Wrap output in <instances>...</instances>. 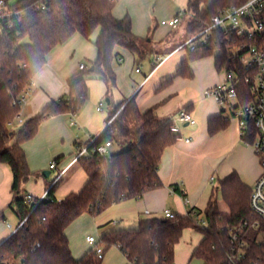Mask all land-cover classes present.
<instances>
[{
  "label": "trees",
  "instance_id": "trees-1",
  "mask_svg": "<svg viewBox=\"0 0 264 264\" xmlns=\"http://www.w3.org/2000/svg\"><path fill=\"white\" fill-rule=\"evenodd\" d=\"M118 1L18 0L8 8L6 2L0 17V163L12 169L14 197L10 206L24 223L0 243V264H102L95 249L75 258L66 232L69 225L86 212L96 216L115 203L138 199L162 185L158 174L161 158L166 148L177 142L179 134L172 131V118L159 117L155 106L141 110L136 96H132L116 104L108 98L113 108L91 147L111 142L126 148L112 155L92 151L91 156L80 157L77 161L87 174L80 191L58 199L54 192L59 179L52 181L47 197L39 200L33 195L28 199L30 193L23 188L33 176L24 143L37 134L42 122L60 113L77 114L88 99L90 76L104 80L109 94L117 86L114 62L121 59L117 49L128 50L141 59L150 52L144 47L148 37L134 32L131 15L115 16ZM246 1L189 0L181 21L189 17L187 34L191 37L201 33L221 10ZM97 29V56L90 67L69 79V93L53 100L20 128L10 125L21 111L22 94L45 66L48 54L74 34L90 39ZM212 34L207 44L187 49L176 73L157 90L171 85L176 77L193 78L192 64L205 57H214L218 72L234 70L243 77L248 73L241 58L231 56V50L241 44L252 46L254 40L226 33L221 27ZM240 87L251 91V83L245 79ZM223 114L209 119L210 134L228 125ZM252 191L253 186L234 171L214 187L204 210L194 207L185 215L143 217L135 228L106 231L100 242L107 249L119 247L129 264H174L177 243L185 229L194 228L203 238L193 256L202 258L204 264H264V218L251 207ZM219 194L229 207L228 212L219 205ZM5 218V212L0 210V221ZM199 219L206 224L198 223Z\"/></svg>",
  "mask_w": 264,
  "mask_h": 264
},
{
  "label": "crops",
  "instance_id": "crops-1",
  "mask_svg": "<svg viewBox=\"0 0 264 264\" xmlns=\"http://www.w3.org/2000/svg\"><path fill=\"white\" fill-rule=\"evenodd\" d=\"M188 1L119 0L114 8V14L116 17L121 18L129 13L133 20L134 32L138 36L148 35L152 28L156 11H158L157 15L161 21L170 19L180 10H185ZM179 25L175 29L168 26H166V29L165 27H158L157 31L162 29L159 36H157L159 41L164 40L169 34L176 32ZM1 31L0 26V33ZM87 47V40L81 34L76 33L64 44L56 46L48 54L45 66L35 76L29 88L27 101L22 104L20 117L23 119V123L29 118L41 114L53 100H58L69 93V79L79 73L78 70H81L80 65L84 64L79 63L78 65L75 62L74 55L78 52H84L87 50ZM179 47L176 50L170 51L163 58V61L157 63L155 68H153L155 62L152 61L149 75L140 83L137 79L132 78V68L129 78H126L127 87L124 89V95L126 98L136 96L141 110L144 111L155 106V112L159 117L173 118L182 108H187L197 120L194 125L177 121L176 124L180 128L178 140L175 144L166 148L158 170L162 185L147 191L138 199H125L111 206L115 207L122 204L124 209L121 211L122 215H137L139 217L138 223L143 215H147L148 217L164 216L166 209L183 215L187 214L194 207L204 210L209 203L214 187L230 173L234 171L238 172L241 179L250 186H254L262 173L260 159L255 153L254 148L247 145L241 138L236 118L230 119L229 116L223 114L229 120L228 125L215 134H210L209 132V119L223 113L217 101L205 95L206 89L224 79V76L215 67L214 57H210L209 59L206 67L207 73L200 74L201 67L196 68L195 63H193V78L176 77L171 85L157 90L166 78L176 73L181 64V62L179 64V61H182L187 56L186 54L184 57L181 56L180 60L175 59L176 55L182 52L183 48ZM117 52L120 53L121 59L115 60V67L118 64H122L128 56V50L120 48L117 49ZM162 55L164 54L160 53L158 57L160 58ZM93 57V59H90L91 62L96 58L95 55ZM191 84L200 85L196 93L188 92V86ZM107 91L108 88L106 95H108ZM99 107L101 106H98L97 110L103 111V108L99 109ZM71 115L72 117L75 116L74 120L76 121L75 125L71 123L72 127H69L70 113H60L46 118L42 122L37 134L24 143L30 164L35 163L36 156L41 154L43 158L46 157L48 162L52 161L53 158L55 159L54 161L57 164L55 169H57L58 173L65 171L59 178L60 181L54 192L58 199L64 198L71 192L80 191L87 182V174L80 166L63 182L64 176L75 165L79 164L78 161H75L76 150L71 160L67 161L63 166V158L58 162L56 161L58 157H63V154H59V150L49 143L50 139L53 138L54 134H66L65 132H68L67 137L75 146L78 142L85 143L90 136H97L104 130L108 118L104 120L103 124L98 125L93 135L90 134L87 140L84 141L73 129L76 126H79V129L81 128L76 114ZM17 122L16 120L12 126L20 128L21 123ZM49 171L51 175L52 170L50 169ZM212 176H214L213 181L210 180ZM51 183L52 181L48 184L47 180L40 179V177L35 181L30 178L23 185V188L34 197L40 198L49 190ZM12 186L13 172L11 167L6 163H0V210L5 212L6 217L5 220L0 221V243L13 234L21 224L20 219L10 206L14 197ZM175 187L178 189L176 190ZM122 221L123 219L110 220L103 228V232L105 233L118 227L122 228ZM138 223L136 222L133 226H136ZM68 229L69 227L66 232L69 237ZM202 238L203 235L200 232V238H198L196 243L188 245L184 250H178L180 242L177 243L174 264H189L194 258L193 252ZM87 242L90 248L76 255L73 253L75 258L79 259L83 257L92 249L91 246L94 244L88 240ZM105 254L103 259L105 258ZM122 254L125 256L123 252ZM125 258L127 259L126 256Z\"/></svg>",
  "mask_w": 264,
  "mask_h": 264
},
{
  "label": "rangeland",
  "instance_id": "rangeland-1",
  "mask_svg": "<svg viewBox=\"0 0 264 264\" xmlns=\"http://www.w3.org/2000/svg\"><path fill=\"white\" fill-rule=\"evenodd\" d=\"M17 1L18 0H8L7 8L9 6L14 7ZM157 13L158 11H156V15H154L155 18L152 24V28L150 29V33L148 35L141 36L142 38L148 37L146 46L144 47L150 50V52L145 58H142V59L136 57L135 55H132L131 53H129V51L127 52L128 53L127 58L123 61L122 64H118L115 67L116 71L117 72L119 71V73L117 74V86L108 95H106V90L108 87L104 80L94 77V76H90L88 78L87 80L88 89H89L88 99L86 100L81 110L76 114V118L81 128L79 129V126H76L75 128H73L74 131L77 134H79L80 138L83 139L84 141L87 140L90 134L93 135V132H96L98 125H100L101 123L103 124L104 120L108 117V114L111 112L113 106L109 104L108 98H111V100L113 101V104H116L126 98L124 95V92H125L124 89H126L127 87L126 78H129L131 68H132V78H134L135 80L137 79V81L140 83L141 81L145 79L147 75H149V72L152 68V61L155 63H159L160 58H164L165 56H167V54L170 51L176 50L179 46L184 45L190 39V36L187 34V23L189 20V17H187L184 21L181 22L176 32L169 34L164 40L159 41L157 36H159V33L160 31H162V29L157 31V28L165 27L166 29L167 27L161 24V19L160 17H158ZM99 32H100V29H97L91 35L90 39H85L87 40V43H88L87 50H85L84 52H78L74 55L75 62H77L78 65L79 63H84L86 64L87 67H90L91 65L90 59H93L94 55L96 57V54H97V48L95 46V42H96ZM187 49H188L187 47H183L182 52L178 53L175 59L178 60L181 56L182 57L186 56ZM160 53L164 55H162L159 58L158 55ZM246 58L250 60L252 56L248 54ZM209 59L210 57H205V58L199 59L194 62L196 68L201 67L202 70L199 71L200 74L207 73L206 67H207V64L209 63ZM180 62L181 61H179V64ZM137 68H139V71H136ZM79 71L80 70H78V72ZM125 72H126V76H125ZM219 73L223 75L225 71L222 70ZM188 87H189L188 88L189 93H196V90L199 89L200 85L191 84ZM98 106H101V108H103V111L97 110ZM223 113L225 116H229L230 119L235 118L234 115L232 114V111L228 109V107L225 108ZM71 118H72V115L70 114L69 127H72ZM22 124L23 123H21V126ZM65 133L66 134L64 133L54 134L53 138H51L49 141L50 144H53L57 148V150H59L60 152L59 154H63V157H62L64 159L62 163L63 166L67 161L71 160V158L73 157V153L76 150L75 144L71 142L70 139L67 137L68 132H65ZM13 142H14V139L11 141V144ZM123 148H126V146L117 145V144L112 145L108 149L109 151L107 155H112L113 153H116ZM54 160L55 159L53 158L52 161ZM52 161L48 162L46 157L43 158L41 154L37 155L34 161L35 163L33 164L29 163L31 172L33 173V176H31V178L34 179L35 181L38 179V177H40V179L47 180L48 184L51 181H53L58 174L57 169H51L52 173L49 177L44 176V171L50 170L49 167ZM79 167H80L79 164L75 165L74 168L71 169L64 176V178L62 179L63 182H65ZM218 201L220 203L222 210L225 212H228L229 207L224 202L221 194L218 195ZM122 210H124L122 204L115 206V207L110 206L96 216L88 212L84 215H81L75 221H73V223H71L68 229L70 246H71L73 253L76 255L79 252H82L90 248V245L87 242V237L93 235L97 239H100L102 234L104 233L103 228L105 227L106 223L109 222L110 220L123 219L122 228L137 227L139 225L138 223L139 217L133 214L132 215L126 214L123 216L121 213ZM143 217H148V216L143 215L142 218ZM136 222L138 224L136 226H133L135 225ZM118 228H121V227H118ZM198 238H200V232L198 230L194 228L185 229L183 233V238L181 239L179 243L178 250L179 249L184 250L186 249L185 247H187L188 245L195 244ZM103 246L106 249L105 250L106 254H105V258L102 260V264H128L127 259L122 254V252L118 249L117 246L114 245V246L109 247L108 249H107L106 244L103 243ZM91 248L94 249L95 245L91 246ZM189 264H204V260L200 257H194L190 261Z\"/></svg>",
  "mask_w": 264,
  "mask_h": 264
},
{
  "label": "built area",
  "instance_id": "built-area-1",
  "mask_svg": "<svg viewBox=\"0 0 264 264\" xmlns=\"http://www.w3.org/2000/svg\"><path fill=\"white\" fill-rule=\"evenodd\" d=\"M5 5L6 0H0V17L4 15ZM185 15L186 11L182 9L172 18L162 20L161 24L175 29ZM218 27L223 28L226 33H232L237 37H247L254 40L252 46L241 44L233 47L231 50V56L233 58L240 57L248 73L243 77L237 71H227L222 81L206 89L205 95L214 98L222 109L228 107L232 111V114L238 121L241 138L247 145L254 148L255 153L260 159L262 173L253 186L251 207L257 215L264 218V0H247L242 5L230 6L221 10L213 17L211 24L201 33L191 36L179 48L187 47L189 49H195L198 45L207 44L213 36V30ZM248 54L252 56L250 60L246 58ZM160 61H163V58ZM86 67L84 64L80 65V69ZM243 79L251 83V91L241 89L240 85ZM28 93L29 89L22 94L20 98L21 104L27 101ZM172 119V131L178 134L180 133V128L176 124L177 121L191 125L197 122L193 114L185 108H182ZM16 120L19 123H23L20 113ZM15 121H12L10 125H14ZM71 123L73 125L76 124L74 116L72 117ZM97 137L98 135L95 137L90 136L87 142L77 143L75 161L83 156H91L92 151H97L102 155L108 153V149L112 146L111 142H106L93 148L91 147ZM56 167V162L52 161L50 163V169H55ZM64 172H59L55 181ZM210 180L213 181L214 176ZM47 195L48 191L39 200L45 199ZM26 197L32 199L31 194H28ZM174 215L175 213L170 209L164 211V216L166 217H173ZM199 220L198 223L206 224L204 219ZM23 223L24 220L20 226ZM234 239H237V235H234ZM87 240L95 245L94 249L96 254L100 259H103L106 249L100 242V239L91 235L87 237Z\"/></svg>",
  "mask_w": 264,
  "mask_h": 264
},
{
  "label": "water",
  "instance_id": "water-1",
  "mask_svg": "<svg viewBox=\"0 0 264 264\" xmlns=\"http://www.w3.org/2000/svg\"><path fill=\"white\" fill-rule=\"evenodd\" d=\"M109 101V100H108ZM44 175L45 176H49L50 175V171H44Z\"/></svg>",
  "mask_w": 264,
  "mask_h": 264
}]
</instances>
